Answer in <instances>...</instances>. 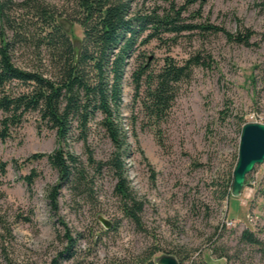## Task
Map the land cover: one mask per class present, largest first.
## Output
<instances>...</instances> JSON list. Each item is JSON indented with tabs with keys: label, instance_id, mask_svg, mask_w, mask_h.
<instances>
[{
	"label": "rangeland",
	"instance_id": "obj_1",
	"mask_svg": "<svg viewBox=\"0 0 264 264\" xmlns=\"http://www.w3.org/2000/svg\"><path fill=\"white\" fill-rule=\"evenodd\" d=\"M45 1L55 6L67 2ZM187 2L137 0L146 9H169L172 3L179 8ZM188 8L187 24L209 23L233 34L249 28L255 32L253 45L231 42L222 32L198 30L184 33L177 44L154 41L144 47L143 62L152 68L162 66L165 57L183 63L200 55L206 64L180 86L160 125L134 107L135 61L128 66L123 124L127 178L144 205L139 222L122 211L113 175L87 166V147L97 161H106L113 152L99 118L86 143L73 130L67 144L87 166L90 194L67 186L59 190L54 207L50 193L59 183L57 170L47 159H28L54 152L58 137L32 113L10 137L0 139V264H138L148 256L157 262L166 255L183 259V264H264V164L249 174L240 197L234 198L230 188L241 120L264 123V0H198ZM64 25L77 42L83 38L80 25ZM15 61L22 64L19 58ZM2 117L0 113V121ZM32 171L38 176L29 189L23 178ZM248 228L260 245L242 240Z\"/></svg>",
	"mask_w": 264,
	"mask_h": 264
},
{
	"label": "trees",
	"instance_id": "obj_2",
	"mask_svg": "<svg viewBox=\"0 0 264 264\" xmlns=\"http://www.w3.org/2000/svg\"><path fill=\"white\" fill-rule=\"evenodd\" d=\"M197 1L188 0V5L179 8L172 3L169 9H146L140 8L137 0H67L63 6L45 0H0V139L10 137L12 129L21 127L32 113L39 115L40 124L56 131L59 147L50 154H33L28 159H47L57 170L59 183L50 193L55 208L59 190L67 186L73 192L90 194L88 166L113 175L122 211L139 222L144 205L134 196L127 178L128 144L123 124V86L128 66L135 61L131 75L134 107L138 106L148 121L160 125L168 117L180 86L192 78L195 68L206 64L200 55L183 63L165 57L162 66L152 68L143 62L144 47L154 41L177 44L184 33L198 30L222 32L231 42L253 45L255 32L249 28L233 34L209 23L187 24L184 14L189 4ZM205 1L201 0L202 4ZM65 21L80 25V41L66 29ZM131 113L137 139L135 108ZM98 118L113 152L106 161H97L87 147L89 165L85 166L68 148V139L77 130L79 139L86 143L92 123ZM245 124L241 120L240 137ZM37 176L32 171L23 178L29 189ZM65 236L73 242L69 231ZM242 240L260 245L249 228L242 233ZM182 260L178 259L179 264ZM138 264L156 262L148 256ZM201 264L210 263L206 260Z\"/></svg>",
	"mask_w": 264,
	"mask_h": 264
},
{
	"label": "water",
	"instance_id": "obj_3",
	"mask_svg": "<svg viewBox=\"0 0 264 264\" xmlns=\"http://www.w3.org/2000/svg\"><path fill=\"white\" fill-rule=\"evenodd\" d=\"M264 164V123H246L242 128L238 160L233 172V184L231 194L234 198L242 195L247 178L255 167ZM99 220L111 228L112 223L102 216ZM156 264H179L172 255L159 258Z\"/></svg>",
	"mask_w": 264,
	"mask_h": 264
}]
</instances>
